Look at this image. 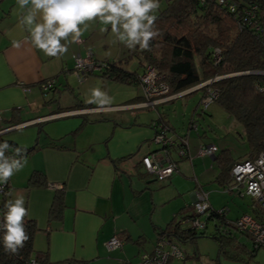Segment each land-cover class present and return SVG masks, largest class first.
Returning <instances> with one entry per match:
<instances>
[{
  "label": "crops",
  "instance_id": "obj_1",
  "mask_svg": "<svg viewBox=\"0 0 264 264\" xmlns=\"http://www.w3.org/2000/svg\"><path fill=\"white\" fill-rule=\"evenodd\" d=\"M24 11L17 0H0V130L5 132L0 137L22 147L36 145V148L24 156L25 167L8 181L10 192L4 199H14L17 195L25 198L27 219L34 220L37 226L33 245L40 251L47 250L50 262L75 259L99 264L104 253L125 249L126 241L134 245L141 243L138 250H142V243L148 240L151 245L147 251H150L157 232L171 219L166 221L159 213L154 214L159 204L157 188L172 180L177 182L178 177L172 178V174L168 182L152 185L138 159L155 149L150 145L154 132L149 123L159 115L168 122L171 133L179 134L157 105L153 108L139 106L141 93L115 99L101 107L87 103L80 92L70 88L66 79L70 75L67 77L66 72L72 73L74 52L84 55L86 50H91L93 58L108 60L95 51L96 41L101 37H95L94 32L103 25L89 22L81 43L70 44L62 57H49L31 44L27 39L29 33L19 25ZM13 40L21 42L19 49L13 47ZM69 50L73 52L71 58ZM61 73H65L67 81L63 88L71 93L72 99L64 103L46 100L45 97L53 98L60 91L56 84L63 80ZM90 79L85 78L83 83ZM43 80L52 82L46 93L39 85ZM52 102L55 105L50 104ZM79 103L86 105L75 106ZM91 108L102 109L92 111ZM149 110L156 111L157 115H148ZM30 125H37L40 133L15 132L16 128L32 127ZM200 143L214 144L198 139L197 144ZM128 156H132L129 161H122ZM172 158L177 161L178 172H193L195 159L187 160L189 167L187 162H180L181 158ZM211 160L214 161V157ZM33 170L44 174L47 185H28ZM230 181L229 178L225 185L231 184ZM56 189H62L63 203L58 219L49 214ZM191 197L193 203L194 191ZM2 203L0 197V205ZM112 235L120 237L122 244L107 250L105 242Z\"/></svg>",
  "mask_w": 264,
  "mask_h": 264
},
{
  "label": "trees",
  "instance_id": "obj_2",
  "mask_svg": "<svg viewBox=\"0 0 264 264\" xmlns=\"http://www.w3.org/2000/svg\"><path fill=\"white\" fill-rule=\"evenodd\" d=\"M154 29L158 35L151 40L150 50H141L137 46V49L130 51V54L137 55L142 68L140 72L128 70L127 67L121 66L118 60L96 59L100 63L99 69L88 73L93 74L98 71L102 77L139 85L138 76L144 71L145 65L149 64L158 74L163 75L169 87L168 94L181 92L215 76L234 73L189 91L184 96L197 90L201 91L203 96L207 88H216L218 96L214 103L232 116L243 128L248 144L245 159L264 152V74L243 73L264 70V0H167V6L158 15ZM215 49L219 51L218 61H215L216 56L213 54ZM140 98L142 99V96ZM85 105L79 103L75 106ZM152 122L164 123L167 126V134L174 140L185 138L186 134L171 133L168 122L161 115L150 121L151 127ZM191 125L192 123L190 128ZM5 141L11 146L6 154L14 155L12 150L21 148L26 156L36 148V145L22 147L12 140L0 137V142ZM158 148L156 146L151 151ZM166 148L169 153L171 148L177 150L175 146H166ZM179 158L186 159L180 155ZM174 161L177 163L176 160ZM238 161L239 159L231 156L227 148L217 150L215 153L214 162L218 167L216 181L224 189L229 186L225 185L230 178L229 171ZM171 175L167 178L170 179ZM28 185H47V181L41 171L33 170L28 178ZM60 191L62 189H56L49 209L50 216L57 219L60 218L63 207ZM5 202L3 198V203L0 205V218L4 212ZM252 202L253 215L261 214L260 208L253 200ZM209 206L207 215V212L204 214L196 212L192 204L181 207L166 225L160 228L156 240L164 237L179 244L186 242L195 237L197 230H205L208 220L213 221L217 233L231 235L225 210L222 208L219 211L210 204ZM187 209H191L192 212H187ZM178 215H180L179 218H177ZM201 215L205 216L202 227H192L181 223L186 219H200ZM26 229L30 239L20 250L19 255L6 254L0 239V264H30L31 259H34L36 264L82 263L75 259L50 262L47 250L34 252L33 239L37 230L35 221L27 219ZM2 235L3 233L0 232V237ZM194 256L196 255L193 252L191 257Z\"/></svg>",
  "mask_w": 264,
  "mask_h": 264
},
{
  "label": "rangeland",
  "instance_id": "obj_3",
  "mask_svg": "<svg viewBox=\"0 0 264 264\" xmlns=\"http://www.w3.org/2000/svg\"><path fill=\"white\" fill-rule=\"evenodd\" d=\"M4 2H6V0H4ZM159 5V9L154 13L156 17L166 8L167 0H159ZM94 36L101 37L100 40L96 41L97 45L95 51L98 50V55L102 54L101 57L108 58L109 61L118 60L117 62L121 64V66L127 67L128 70L135 72H140L142 70L137 55L134 53L130 54V51H134L137 47L134 50L128 49L122 43L118 42L115 35L111 32L110 26H108L107 31L103 32L97 29L96 32H94ZM82 41L83 38L81 37V42ZM69 51L71 58L73 52L72 50ZM88 52L90 54L92 53L91 56L93 58V52L91 50H86L84 55H80V53L77 52L72 54L71 62H73V70L74 57H85ZM94 60L96 59L94 58ZM70 73V71L66 72L67 77L70 75L69 78H66L65 73H61L63 74V80H60L56 84V86L60 88V91L53 98L52 96L45 97L46 100L50 98L53 101H60L61 103L67 101L68 98L71 100V93L63 88L67 81L70 88H73L77 93L80 92L87 100L91 98L90 90L96 87H99L102 91L107 93L111 98V103L115 102V99H126L127 97L140 94L138 85L108 81L103 79L98 71L93 72L92 75L87 77L83 75L82 78H78L80 72L78 74ZM88 77L91 79L83 83L85 78ZM51 86L52 83L50 87ZM47 91L48 90L43 93ZM174 94L169 95L172 96ZM184 94L174 97L173 101L168 103L158 104L156 108L160 113L165 114L178 134H186L185 138L187 139L191 154H193V156L195 155L198 139H200L205 143H214L218 150L227 148L231 156L239 159V161L245 159L247 156L248 144L245 140L242 126L215 103H211L207 108L203 109L200 104L201 91L197 90L187 96H184ZM50 104L55 105L53 102ZM155 113L156 111L153 110L148 111V115H157V113ZM190 123H193L196 128H190ZM30 126L32 127L23 126L16 128L15 132L25 135L26 132L34 130L36 135L40 133H38L37 125ZM4 133L5 132L0 133V136ZM41 136L43 137V132ZM150 145L153 148L156 146L159 147L152 142V140ZM170 156L177 159L179 158V154L174 148L170 149ZM194 159L192 167L188 163V159H179L180 162H187L189 167L193 168V172H188V174H186L175 171L172 178L177 176V182L172 180V183L170 182L168 185L157 188L156 200L159 204L155 207L156 210L154 214L157 215L159 213L161 219H166V221L169 220L181 207L192 203L191 194L193 191L200 189V187H202L201 185H203L202 189L208 193V203L211 207L217 210L224 208L227 218L234 219L242 213L253 214V202L250 196L237 193L234 190L228 191L216 181L218 167L216 163L211 160L210 156H197ZM146 178L148 181H151L150 184L152 185L158 182L159 184L168 182V178L157 179L155 176L147 173ZM187 212H192V210L187 209ZM179 216L180 215H178L177 218H179ZM204 219L205 216L201 215L200 222H203ZM228 228L232 232L231 235H226L222 232L217 233L213 221L208 220L205 230H197L193 239L180 242V246L182 250H184L185 255L190 256L183 261V264H192L196 258L200 260H209L215 264H264V249H257L255 252L252 251V243L246 234L239 233L233 227L229 226ZM118 238L122 240L120 237ZM139 244L134 245L126 241L125 249L121 248L122 251L118 249L113 253H104V259H102L99 264H125L127 261L135 263L139 254L143 251H147L151 245V243L146 240L144 244L142 243V250L141 248L138 250ZM33 248L34 252H37L39 249L35 244ZM193 252L196 256L191 257ZM181 263V261L179 263L175 262V264ZM81 264L87 263L82 262Z\"/></svg>",
  "mask_w": 264,
  "mask_h": 264
},
{
  "label": "clouds",
  "instance_id": "obj_4",
  "mask_svg": "<svg viewBox=\"0 0 264 264\" xmlns=\"http://www.w3.org/2000/svg\"><path fill=\"white\" fill-rule=\"evenodd\" d=\"M17 4L25 10L19 25L29 33L27 39L49 57H62L70 44L81 42L89 22L103 25L102 32L110 26L116 40L133 50L137 46L141 50H150L151 40L158 35L154 29L157 19L154 13L160 7L159 0H17ZM12 45L19 49L21 42L13 40ZM90 91L91 98L87 103L101 107L111 104V98L99 87ZM10 147L6 141L0 142V191L27 163L21 148L12 150L14 155H6ZM27 218L29 211L22 195L4 203L0 239L6 254L19 255L30 239Z\"/></svg>",
  "mask_w": 264,
  "mask_h": 264
},
{
  "label": "built area",
  "instance_id": "obj_5",
  "mask_svg": "<svg viewBox=\"0 0 264 264\" xmlns=\"http://www.w3.org/2000/svg\"><path fill=\"white\" fill-rule=\"evenodd\" d=\"M216 56L215 61L219 59V51L215 49L213 52ZM100 63L88 52L85 57H74V70L72 73L80 75L78 78H82L85 73L99 69ZM243 73H259L264 74L262 71H244ZM232 75V74H229ZM222 77L215 76L207 80V84ZM138 83L142 101L140 107L153 108V106L169 99L171 96L168 94L169 87L166 81L163 79L162 74L158 72L149 64H146L144 71L138 76ZM51 80H43L40 84L42 92L48 90L51 85ZM218 91L216 88H207L206 92L200 99V104L203 109L207 108L209 104L214 103ZM102 108H91L90 110H101ZM153 137L152 142L159 146L157 150L150 151L142 155L138 159V163L142 165L145 172L151 174L158 179H165L173 172L177 171V163L170 158L169 150L166 146L177 148V153L180 156L185 157L189 161H192L194 157L200 156H214L217 152L215 144H203L200 143L197 146L195 155L191 154L189 145L186 138H177L174 140L168 135L167 126L162 122H152ZM194 126L192 123L191 128ZM6 130V129H5ZM0 130V133H3ZM12 155V154H6ZM132 156L125 158L122 161H129ZM231 178V184L225 189L228 191H236L250 196V198L260 208L261 214L254 216L253 214H242L233 221H227L230 227H233L236 231L242 234H246L252 243V249H264V152H259L253 158H247L234 163L229 171ZM10 192L9 183L2 186L0 191V197L5 198ZM195 200L192 203V208L199 214L207 212L209 206L208 193L201 187L194 191ZM221 211V209H219ZM208 212L206 213V215ZM184 225H190L192 227H202L203 223L198 218L186 219L181 222ZM228 226V227H229ZM121 241L116 236H111L106 242L105 247L107 250H113L120 247ZM190 256L185 255L179 243L169 239L158 238L150 251H143L139 254L135 263L127 261L125 264H175V262H182ZM30 264H36L34 259L30 260ZM192 264H215L209 260H200L196 258Z\"/></svg>",
  "mask_w": 264,
  "mask_h": 264
},
{
  "label": "water",
  "instance_id": "obj_6",
  "mask_svg": "<svg viewBox=\"0 0 264 264\" xmlns=\"http://www.w3.org/2000/svg\"><path fill=\"white\" fill-rule=\"evenodd\" d=\"M206 83H208V82L205 81V82L200 83V84H198V85H196V86H193V87H191V88H189V89H187V90H184V91H181V92H179V93H176L175 96H178V95H180V94L186 93V92H188V91H190V90H192V89H195V88H197V87H200L201 85H204V84H206ZM211 158H213V156H212Z\"/></svg>",
  "mask_w": 264,
  "mask_h": 264
}]
</instances>
